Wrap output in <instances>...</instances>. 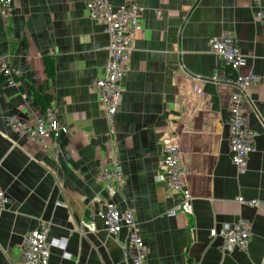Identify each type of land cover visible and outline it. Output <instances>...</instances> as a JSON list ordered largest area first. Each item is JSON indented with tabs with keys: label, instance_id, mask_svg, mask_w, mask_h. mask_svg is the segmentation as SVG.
<instances>
[{
	"label": "crops",
	"instance_id": "crops-1",
	"mask_svg": "<svg viewBox=\"0 0 264 264\" xmlns=\"http://www.w3.org/2000/svg\"><path fill=\"white\" fill-rule=\"evenodd\" d=\"M86 1L14 0L0 15V58L18 73L15 86L0 74V191L9 200L0 208V264H20L25 236L40 224L47 226L48 264H130L126 230L112 236L92 215L109 200L97 174L110 152L123 173L112 200L132 210L147 264H261L264 0H109L141 8L113 131L94 86L108 60V35L87 17ZM222 35L244 57L240 74L259 80L243 102L256 134L243 169L228 152V106L239 90L213 79L240 75L209 48ZM48 108L69 128L57 152L6 126L8 117L32 120ZM170 142L179 147L192 214L165 215L178 201L161 167ZM80 220H93L95 232L75 231ZM242 220L250 228L246 247L223 251L219 232Z\"/></svg>",
	"mask_w": 264,
	"mask_h": 264
},
{
	"label": "built area",
	"instance_id": "built-area-1",
	"mask_svg": "<svg viewBox=\"0 0 264 264\" xmlns=\"http://www.w3.org/2000/svg\"><path fill=\"white\" fill-rule=\"evenodd\" d=\"M14 5V0H0L2 18L8 15ZM84 9L90 20L101 22L106 26L108 60L104 70L94 81V86L98 92V100L105 120L112 126L108 129L113 131L114 116L122 103L123 79L127 71L130 53L133 50V41L141 30V8L133 2H125L120 6L113 7L109 0H87ZM257 16L259 17V14ZM209 48L225 61L229 70L240 74L239 70L244 65V57L231 36L222 35L220 38L210 39ZM0 74L3 76L6 86L16 85L18 73L3 58H0ZM213 79L238 87L239 93L231 96L228 106V152L231 163L238 169H243L256 137L255 132L247 125L243 102L248 101L249 93L247 91L258 85L259 80L251 74H240L237 79L214 75ZM6 126L10 131L24 135L30 141L37 142L41 146L53 145L56 152L58 151L57 139L69 131L67 126L58 122L55 113L50 108L35 114L32 120L26 121L17 116L8 117ZM47 140H49L48 143H46ZM112 144L114 143L109 141L110 149H112ZM161 167L164 172L167 192L174 194L178 200L173 208L165 212V215L174 217L178 212L192 214V196L184 183L185 168L180 161L177 143L165 144L161 156ZM97 178L103 181V187L109 200L104 204V211L97 213L92 211V215L102 221L105 230L112 236H116L122 229H125L127 238L132 242L130 264H147L148 250L138 234L132 210L120 211L112 200L123 183V173L118 159L112 152L106 162L100 166ZM8 202V198L0 191V208L5 207ZM75 226V231L79 234L93 233L96 230L93 220H80L75 223ZM216 234L214 229L209 232L210 237H214ZM219 234L224 241L223 251L231 246L243 249L250 236L249 224L243 220L233 225L226 224ZM46 235L47 226L40 224L25 236L20 264H48L49 245ZM261 264H264V259Z\"/></svg>",
	"mask_w": 264,
	"mask_h": 264
},
{
	"label": "bare ground",
	"instance_id": "bare-ground-1",
	"mask_svg": "<svg viewBox=\"0 0 264 264\" xmlns=\"http://www.w3.org/2000/svg\"><path fill=\"white\" fill-rule=\"evenodd\" d=\"M127 242H128V247H129V249H130V251H131V248H132V242H131V240H130L129 238H127Z\"/></svg>",
	"mask_w": 264,
	"mask_h": 264
}]
</instances>
